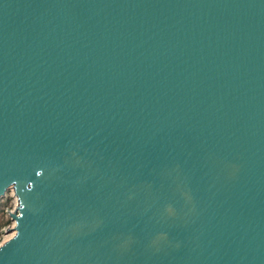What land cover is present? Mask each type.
I'll use <instances>...</instances> for the list:
<instances>
[{"label":"water","instance_id":"1","mask_svg":"<svg viewBox=\"0 0 264 264\" xmlns=\"http://www.w3.org/2000/svg\"><path fill=\"white\" fill-rule=\"evenodd\" d=\"M5 197L0 264H264V0H0Z\"/></svg>","mask_w":264,"mask_h":264},{"label":"trees","instance_id":"2","mask_svg":"<svg viewBox=\"0 0 264 264\" xmlns=\"http://www.w3.org/2000/svg\"><path fill=\"white\" fill-rule=\"evenodd\" d=\"M8 200H10V203H11V197H7V198L5 197L4 199H2V200L0 201V203H3V204L5 203V204H6V203L8 202ZM10 203H8V204H10ZM11 204H12V203H11ZM8 218H9V217H8ZM8 220H10V219H8Z\"/></svg>","mask_w":264,"mask_h":264}]
</instances>
